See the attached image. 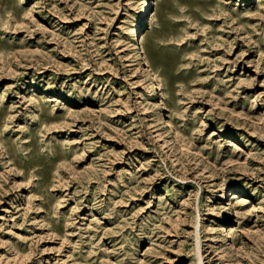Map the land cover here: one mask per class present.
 Wrapping results in <instances>:
<instances>
[{"label":"rangeland","instance_id":"1","mask_svg":"<svg viewBox=\"0 0 264 264\" xmlns=\"http://www.w3.org/2000/svg\"><path fill=\"white\" fill-rule=\"evenodd\" d=\"M145 1L0 0V264H264V0Z\"/></svg>","mask_w":264,"mask_h":264},{"label":"bare ground","instance_id":"2","mask_svg":"<svg viewBox=\"0 0 264 264\" xmlns=\"http://www.w3.org/2000/svg\"><path fill=\"white\" fill-rule=\"evenodd\" d=\"M144 4H145V5H144V8H143V10H142V16H143V14L145 13L147 7L149 6L150 1L147 0V1H145ZM141 21H142V20H141ZM140 23H141V22H140ZM139 25H140V24H137V25H135L134 27H132V29H131V31H130V33H129L130 38H132V39L135 38V35H136V33H137V30H138ZM133 28H135V29L133 30ZM134 47L137 49L138 52L140 51V48H139L137 42L134 43Z\"/></svg>","mask_w":264,"mask_h":264}]
</instances>
